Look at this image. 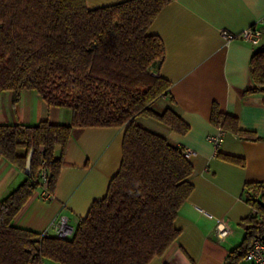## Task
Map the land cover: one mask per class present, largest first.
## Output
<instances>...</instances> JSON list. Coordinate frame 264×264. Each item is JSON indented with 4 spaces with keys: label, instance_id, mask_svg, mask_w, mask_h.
Returning a JSON list of instances; mask_svg holds the SVG:
<instances>
[{
    "label": "trees",
    "instance_id": "1",
    "mask_svg": "<svg viewBox=\"0 0 264 264\" xmlns=\"http://www.w3.org/2000/svg\"><path fill=\"white\" fill-rule=\"evenodd\" d=\"M170 2L124 0L90 8L86 0H0V93L12 92L17 103L23 90H32L48 105L71 111L69 124L0 123V157L24 172L33 149L30 173L0 199V264H148L179 236L175 220L193 190L192 164L183 147L137 122L153 118L178 134L189 130L171 106L153 108L171 84L158 73L163 42L148 28ZM249 72L253 91L264 92V47L252 54ZM210 120L256 139L217 104ZM74 127L124 128L121 163L105 196L65 239L15 225L41 178L54 191ZM18 148L26 154L19 156ZM245 196L254 212L241 221L245 235L225 264H240L254 234L264 232V184H245Z\"/></svg>",
    "mask_w": 264,
    "mask_h": 264
},
{
    "label": "crops",
    "instance_id": "2",
    "mask_svg": "<svg viewBox=\"0 0 264 264\" xmlns=\"http://www.w3.org/2000/svg\"><path fill=\"white\" fill-rule=\"evenodd\" d=\"M121 1L86 0V4L94 8ZM249 26L264 31V0H171L148 28L163 42L165 57L158 73L171 84L168 96L156 103L158 111L171 106L189 130L178 134L153 118L140 117L137 122L188 149L185 155L193 167L189 178L193 190L175 220L180 234L148 264H225L228 252L245 235L241 221L254 212L246 202L245 184H264V92L253 91L249 72L251 56L264 47V36L252 45L239 38L226 42L220 32L237 33ZM12 97L10 91L0 93V123L71 122L70 109L48 105L32 90H23L17 103ZM213 104L256 136L245 139L226 132L219 146L221 155L242 158L243 165L216 155L206 138L218 130L210 120ZM123 133V127H74L54 191L49 192L41 178L13 223L54 235L51 222L65 215L74 231L91 204L105 196L117 173ZM16 152L26 154L24 148ZM24 173L0 157V199L24 181ZM218 223L227 229L223 238L217 237Z\"/></svg>",
    "mask_w": 264,
    "mask_h": 264
},
{
    "label": "built area",
    "instance_id": "3",
    "mask_svg": "<svg viewBox=\"0 0 264 264\" xmlns=\"http://www.w3.org/2000/svg\"><path fill=\"white\" fill-rule=\"evenodd\" d=\"M221 36L226 42H231L236 38L243 40L252 45H257L262 36H264V31L255 26H249L244 28L240 32H230L228 30H221ZM225 131L221 128L213 133L207 135V140L214 147L215 153L219 151V146L224 138ZM185 150V149H184ZM190 151L187 149L185 153H189ZM51 228L54 231V234L61 238L65 239L72 235L73 229L67 222V217L65 215H58L52 222ZM217 237L223 238L226 233V227L222 223H218L216 226ZM243 261L247 264H264V232H258L254 234L251 242L250 249L245 254Z\"/></svg>",
    "mask_w": 264,
    "mask_h": 264
},
{
    "label": "water",
    "instance_id": "4",
    "mask_svg": "<svg viewBox=\"0 0 264 264\" xmlns=\"http://www.w3.org/2000/svg\"><path fill=\"white\" fill-rule=\"evenodd\" d=\"M32 154H33V149L30 150V152L27 156V163H26V168H25L26 174L30 173Z\"/></svg>",
    "mask_w": 264,
    "mask_h": 264
},
{
    "label": "rangeland",
    "instance_id": "5",
    "mask_svg": "<svg viewBox=\"0 0 264 264\" xmlns=\"http://www.w3.org/2000/svg\"><path fill=\"white\" fill-rule=\"evenodd\" d=\"M154 110H156V111H158L159 110V105L158 104H156V105H154Z\"/></svg>",
    "mask_w": 264,
    "mask_h": 264
}]
</instances>
